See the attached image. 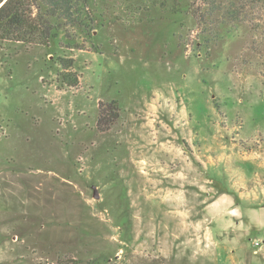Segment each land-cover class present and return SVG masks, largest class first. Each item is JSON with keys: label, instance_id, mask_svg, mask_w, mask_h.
Here are the masks:
<instances>
[{"label": "rangeland", "instance_id": "374dc122", "mask_svg": "<svg viewBox=\"0 0 264 264\" xmlns=\"http://www.w3.org/2000/svg\"><path fill=\"white\" fill-rule=\"evenodd\" d=\"M88 1L51 48L0 41V264H213L203 200L264 185L262 30Z\"/></svg>", "mask_w": 264, "mask_h": 264}, {"label": "trees", "instance_id": "16d2710c", "mask_svg": "<svg viewBox=\"0 0 264 264\" xmlns=\"http://www.w3.org/2000/svg\"><path fill=\"white\" fill-rule=\"evenodd\" d=\"M88 4V0H0V41L18 43L26 50L35 45L51 48L59 32L70 38L72 29L86 31L93 21ZM204 4L201 15L206 23V18L229 16L252 33L262 30L264 37V0H206Z\"/></svg>", "mask_w": 264, "mask_h": 264}, {"label": "crops", "instance_id": "0c3cea01", "mask_svg": "<svg viewBox=\"0 0 264 264\" xmlns=\"http://www.w3.org/2000/svg\"><path fill=\"white\" fill-rule=\"evenodd\" d=\"M257 166L264 165L258 163ZM261 186L264 187L247 185L239 177L228 184L229 190L203 200L197 226L200 236L211 238L213 242V264H264V191Z\"/></svg>", "mask_w": 264, "mask_h": 264}, {"label": "water", "instance_id": "95a60500", "mask_svg": "<svg viewBox=\"0 0 264 264\" xmlns=\"http://www.w3.org/2000/svg\"><path fill=\"white\" fill-rule=\"evenodd\" d=\"M92 189H93V197H94L95 199H98V198H99V195H98V192H97L96 187L93 186Z\"/></svg>", "mask_w": 264, "mask_h": 264}]
</instances>
